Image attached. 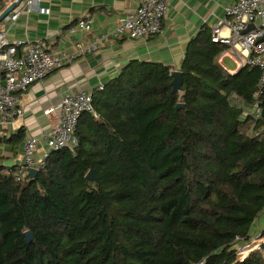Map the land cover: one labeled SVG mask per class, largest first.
Instances as JSON below:
<instances>
[{"label": "trees", "instance_id": "obj_1", "mask_svg": "<svg viewBox=\"0 0 264 264\" xmlns=\"http://www.w3.org/2000/svg\"><path fill=\"white\" fill-rule=\"evenodd\" d=\"M228 49L200 30L174 94L169 67L130 62L92 92L74 147L22 181L0 165V264H264V247L235 258L264 211V96L246 115L260 71L223 70Z\"/></svg>", "mask_w": 264, "mask_h": 264}, {"label": "crops", "instance_id": "obj_2", "mask_svg": "<svg viewBox=\"0 0 264 264\" xmlns=\"http://www.w3.org/2000/svg\"><path fill=\"white\" fill-rule=\"evenodd\" d=\"M235 1L170 0L158 35L146 41L121 38L98 42L103 33L113 29L117 18L135 9L133 0H39L37 8L22 12L13 25L6 26L10 42L42 41L53 53L72 52L78 42L84 45L98 42V48L30 85L20 95L18 106L22 116L0 124V165L16 168L21 164L23 141L16 148L8 143L20 129L25 136L38 139L36 158L42 157L47 150L42 134L56 125L55 107L64 94L79 91L92 94L133 61L160 63L171 72H178L188 43L204 27L211 29L223 17L224 7ZM9 2H0V12ZM87 16L92 19L90 31L79 30L77 21ZM21 51L19 47L18 52ZM226 58L223 62L230 71L240 69ZM9 162L13 166L6 165ZM255 222L254 234L257 229L259 232L264 229V211Z\"/></svg>", "mask_w": 264, "mask_h": 264}, {"label": "built area", "instance_id": "obj_3", "mask_svg": "<svg viewBox=\"0 0 264 264\" xmlns=\"http://www.w3.org/2000/svg\"><path fill=\"white\" fill-rule=\"evenodd\" d=\"M2 1L4 0H0ZM9 1L10 4L14 0ZM133 1L136 3L135 9L117 18L113 29L103 33L98 42L121 38L146 41L160 33L170 0ZM38 2L39 0H23L0 23V124H7L22 116V110L18 106L19 97L30 85L41 82L52 72L72 64L77 58L98 48V42L87 45L78 42L72 52L53 53L42 41L10 42L6 26L13 25L22 12H30L37 8ZM223 12V17L211 28V41L229 48L222 52L220 64L223 63V59L229 57L237 68L248 65L259 69L260 76L254 96L256 101L246 112V115L258 117L260 109L257 99L264 96V0H236L225 6ZM91 25L92 19L87 16L79 19L76 27L79 30L90 31ZM19 47H22L21 53L18 52ZM222 68L231 74L238 71H228L224 65ZM102 88L103 85L98 89ZM55 110L56 125L42 134L47 150L41 158H36L38 139L32 135L25 136L21 164L13 172L8 169L17 181H22L29 175L30 169L38 171L42 169L46 157L51 152L76 145L75 132L81 116L94 115L92 94L85 91L64 94ZM263 231L264 229L253 234L244 243L237 244L236 261H243L250 253L263 249ZM234 241L237 243L241 239L236 237Z\"/></svg>", "mask_w": 264, "mask_h": 264}, {"label": "water", "instance_id": "obj_4", "mask_svg": "<svg viewBox=\"0 0 264 264\" xmlns=\"http://www.w3.org/2000/svg\"><path fill=\"white\" fill-rule=\"evenodd\" d=\"M23 0H14L13 2H11L6 8H4L1 12H0V23L5 19V17L11 12L13 11L16 7H18L21 2ZM250 28H252V26H250ZM172 77L173 80L171 82V86H172V90L171 93L174 94L177 91L180 90L181 88V84H182V74L181 72H172ZM183 107L182 104H178L176 106V109ZM6 165L8 166H13L12 162L7 163ZM38 174V170L36 169H30L29 170V176L30 178H34L36 175ZM87 180L89 181H95L96 178L93 175V173L91 171L88 172V174L85 177ZM25 240L26 242H30L32 240V235L30 234V232H25Z\"/></svg>", "mask_w": 264, "mask_h": 264}, {"label": "rangeland", "instance_id": "obj_5", "mask_svg": "<svg viewBox=\"0 0 264 264\" xmlns=\"http://www.w3.org/2000/svg\"><path fill=\"white\" fill-rule=\"evenodd\" d=\"M256 223V222H255ZM255 223H254V225H253V227L255 226ZM256 232H259V229H257V231ZM253 236V235H252Z\"/></svg>", "mask_w": 264, "mask_h": 264}]
</instances>
